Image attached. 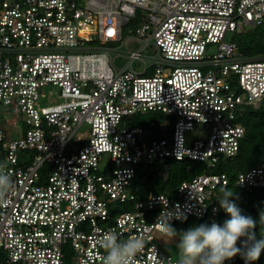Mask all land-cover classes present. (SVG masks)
I'll use <instances>...</instances> for the list:
<instances>
[{"label": "built area", "instance_id": "2783aa9c", "mask_svg": "<svg viewBox=\"0 0 264 264\" xmlns=\"http://www.w3.org/2000/svg\"><path fill=\"white\" fill-rule=\"evenodd\" d=\"M262 23L264 0H0V105L22 128L16 138L0 129L12 179L0 197V264H102L111 233L145 239L132 264H174L154 241L158 217L220 223L230 178L212 169L237 155L239 117L264 99V56H243L224 36ZM130 41L138 49L117 66L115 44ZM135 60L149 63L136 71ZM148 112L164 119L129 121ZM171 161L204 171L174 195L137 200L139 169L156 163L167 175ZM233 184L264 188V162Z\"/></svg>", "mask_w": 264, "mask_h": 264}, {"label": "clouds", "instance_id": "9594fccd", "mask_svg": "<svg viewBox=\"0 0 264 264\" xmlns=\"http://www.w3.org/2000/svg\"><path fill=\"white\" fill-rule=\"evenodd\" d=\"M11 186L12 179L7 171V165L0 163V197ZM220 191L222 195L218 198L219 207L230 217L222 224L213 220L211 224L201 223L177 231L169 223L172 214H165L163 219L157 218L162 225L160 229L162 239L167 237V241H172L173 238H179L174 264H223L225 260L237 254L242 256L244 264L259 259L264 250V233L257 238L254 229L257 223L260 227L264 226V212L260 213L259 221L251 216L242 215L235 200L230 199L234 195L233 190L224 186ZM145 244L142 236L120 240L118 234H108L102 242L104 249L102 264H132L133 259L144 250Z\"/></svg>", "mask_w": 264, "mask_h": 264}, {"label": "trees", "instance_id": "16d2710c", "mask_svg": "<svg viewBox=\"0 0 264 264\" xmlns=\"http://www.w3.org/2000/svg\"><path fill=\"white\" fill-rule=\"evenodd\" d=\"M235 43L238 52L243 56H264V23L258 26H248L240 33H235ZM264 101V99L262 100ZM244 125L245 133L240 142V148L236 156L220 160L214 172H224L230 178L228 189L233 190V197L237 206L241 209V214L251 216L259 221L261 212H264V188L246 190L233 184L234 176L264 162V106L263 102L258 108L247 106L239 117ZM162 166L154 163L144 165L139 169L138 177L145 175L144 181H136L139 192L137 200L145 198L149 193H164L174 195V190L184 180H189L193 176L204 171L203 163L199 161L170 162L166 177L157 175V171ZM221 188L218 189L219 196L222 195ZM230 218L223 209L219 210V222ZM191 219L175 222L171 225L177 229L188 225ZM202 222L199 221V224ZM254 231L257 238L264 233V226L257 223ZM238 246L239 243H238ZM230 264H244L240 254L234 256ZM250 264H264V250L258 260Z\"/></svg>", "mask_w": 264, "mask_h": 264}, {"label": "rangeland", "instance_id": "374dc122", "mask_svg": "<svg viewBox=\"0 0 264 264\" xmlns=\"http://www.w3.org/2000/svg\"><path fill=\"white\" fill-rule=\"evenodd\" d=\"M125 38V37H124ZM235 40V33L232 32H226L225 36H224V41L226 42H230V41H234ZM134 41H130L128 43V46H124L123 43H117L115 44L120 45V49L123 52V55L120 57L115 58V64L117 66H121L126 64L129 61V57H127V53L126 51H136L138 49V44H134ZM143 53L144 54H154L155 53V48L150 45L147 46L143 49ZM148 61H142V60H135L130 64V67L136 71H140L144 68V66L146 64H148ZM151 73L150 70H148V73L146 75H149ZM263 102V106H264V101H260L255 103V105L253 106V108H258L261 103ZM14 115L7 110V107L0 105V129H4L11 138H16L18 137L19 133L21 132V124H17V125H9L8 122L11 121L12 117ZM164 119V116L161 112H148L145 114H135L130 118V122L134 125H141V124H146L150 121H156V122H160ZM84 129H87L86 125H83ZM83 130V129H82ZM13 133V134H12ZM217 166V165H216ZM216 166L212 169V171L216 170ZM159 172L163 175H166V169H161L159 170ZM199 225V221L195 218L191 219L188 223L187 226L185 227H180L177 228V231H181V230H186L189 227L192 226H198ZM154 235V241L155 243L158 245V247L166 252L167 254H170L171 256H173L176 259V244L178 243V237L173 238L172 241H167V237H162V233L159 231H154L153 232ZM234 257H232L231 259H227L223 262V264H230L232 262Z\"/></svg>", "mask_w": 264, "mask_h": 264}, {"label": "snow or ice", "instance_id": "6c2138e0", "mask_svg": "<svg viewBox=\"0 0 264 264\" xmlns=\"http://www.w3.org/2000/svg\"><path fill=\"white\" fill-rule=\"evenodd\" d=\"M109 35H111V33H109Z\"/></svg>", "mask_w": 264, "mask_h": 264}]
</instances>
